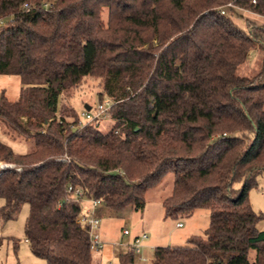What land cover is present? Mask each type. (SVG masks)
Returning a JSON list of instances; mask_svg holds the SVG:
<instances>
[{"label":"trees","instance_id":"16d2710c","mask_svg":"<svg viewBox=\"0 0 264 264\" xmlns=\"http://www.w3.org/2000/svg\"><path fill=\"white\" fill-rule=\"evenodd\" d=\"M227 2L264 17V0H0V74L21 82L14 99L0 91V128L31 142L0 140V217L27 203L23 235L44 264H92L82 200L142 209L166 172L163 216L205 207L209 220L152 264H264V212L247 199L264 172V22L238 26ZM255 48L259 69L238 74ZM86 76L111 100L106 129L78 125ZM117 256L134 261L131 247Z\"/></svg>","mask_w":264,"mask_h":264},{"label":"rangeland","instance_id":"374dc122","mask_svg":"<svg viewBox=\"0 0 264 264\" xmlns=\"http://www.w3.org/2000/svg\"><path fill=\"white\" fill-rule=\"evenodd\" d=\"M230 11L233 14L234 21L241 27H244L246 19L264 22L263 16H256L248 9H241L232 5ZM103 16L105 17V13H103ZM260 62V50L252 49L246 59L238 65L237 73L250 76L259 69ZM20 85L19 75H0V90H2L1 88L4 89L8 99L16 98ZM99 87V78L97 77L86 76L82 80L70 99V103L76 111L80 112L84 109V103L88 104L89 107L96 104ZM80 120L82 121L81 124L89 121L84 120L85 122H83V119ZM97 120L101 129L108 127L107 114ZM0 140L7 142L17 151H26L31 146L29 140L12 138L10 135L5 134L1 128ZM255 180L256 185L248 189L247 199L253 210L264 212V172L258 173ZM171 181L172 173L166 172L156 185L148 188L144 195L142 209H135L133 206L128 205L119 211L108 209L109 212L99 214L97 231L103 234L104 239L101 238L102 246L99 248L100 250L91 251L92 264H119L117 254L121 248H126L123 245H126V239H130L133 234L144 232L147 235L143 239L145 245L141 247V252H139V255L144 258L141 259L137 257V253H134V263L152 264V253L155 246L185 244L186 237L190 234L202 233L209 220V210L205 207H196L190 214L175 219L163 216L160 199L169 193ZM1 203L2 199L0 197ZM27 208V203H23L13 218L3 221L0 217V264H44L42 258L34 256L30 252L23 235V221L27 214ZM177 221L182 226H177ZM256 225L258 228L264 229V218L258 220ZM124 228L128 229L129 233H123Z\"/></svg>","mask_w":264,"mask_h":264},{"label":"built area","instance_id":"2783aa9c","mask_svg":"<svg viewBox=\"0 0 264 264\" xmlns=\"http://www.w3.org/2000/svg\"><path fill=\"white\" fill-rule=\"evenodd\" d=\"M226 6H232V4L228 2L226 3ZM225 7L220 9L221 13L224 12ZM110 104H111L110 99H103L101 101H97L93 107H89L88 109L85 108L82 109L79 112L78 125H81L82 121L80 119H83V122H85L88 120L90 121L92 119H98L100 117H103L105 114H107V110ZM68 189H70V186H68ZM73 193L80 195V189L78 187H75L73 189ZM86 199L89 201V206L77 213L75 217V222L80 224L82 227L86 228L89 238V247L92 250H96L102 246V240L97 231L99 216L95 212V207L101 203V200L99 198H86ZM178 224H180V222ZM122 232L128 233V229L124 228ZM146 237L147 235L144 232H141L140 234L133 235L130 240V247L132 248L134 253L138 254L137 257L141 259H143L144 257L143 256L141 257L139 255V252L143 239H145Z\"/></svg>","mask_w":264,"mask_h":264},{"label":"crops","instance_id":"0c3cea01","mask_svg":"<svg viewBox=\"0 0 264 264\" xmlns=\"http://www.w3.org/2000/svg\"><path fill=\"white\" fill-rule=\"evenodd\" d=\"M252 14H254V13H252ZM254 15H256V14H254ZM257 16V15H256ZM1 75V74H0ZM13 80V79H12ZM16 81V80H15ZM15 81H14V83H15ZM2 90H3V92H4V89L3 88H1ZM1 91V90H0ZM4 94H5V92H4ZM7 97V96H6ZM3 141V140H2ZM5 142V141H4ZM81 206H82V209H84V208H86V207H88L89 206V201L86 199V198H84L83 200H82V203H81ZM108 209L109 208H107V207H105L102 203H100L99 205H97L96 207H95V212L97 213V215L99 216V214L100 215H102V214H105V212H109L108 211ZM110 210V209H109ZM179 223V221H177L176 222V225L177 226H182V224L180 223V224H178ZM101 233V232H100ZM99 233V235H100V238H102V240L104 239L103 238V234L101 233L100 234ZM128 233H129V230H128ZM133 235H136V234H133ZM131 238H132V236L130 237V239H126V241H125V243H126V245H123V246H125L126 248L124 249V248H121V250L118 252V254L120 253V252H124L126 249H128V248H130V240H131ZM122 242V241H121ZM123 243H124V241H123ZM143 245H145L143 242H142V245H141V247H143ZM100 250V249H99ZM140 252H141V248H140ZM117 254V255H118ZM134 260H135V255H134ZM133 263H134V261H133ZM132 263V264H133ZM135 264V263H134Z\"/></svg>","mask_w":264,"mask_h":264},{"label":"water","instance_id":"95a60500","mask_svg":"<svg viewBox=\"0 0 264 264\" xmlns=\"http://www.w3.org/2000/svg\"><path fill=\"white\" fill-rule=\"evenodd\" d=\"M83 107H84L85 109H88V108H89V105L86 104V103H84Z\"/></svg>","mask_w":264,"mask_h":264}]
</instances>
